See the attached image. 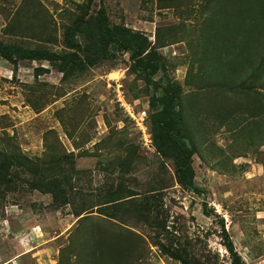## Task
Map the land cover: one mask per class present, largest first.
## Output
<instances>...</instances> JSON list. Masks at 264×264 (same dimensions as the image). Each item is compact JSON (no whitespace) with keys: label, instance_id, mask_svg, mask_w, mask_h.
I'll list each match as a JSON object with an SVG mask.
<instances>
[{"label":"rangeland","instance_id":"1","mask_svg":"<svg viewBox=\"0 0 264 264\" xmlns=\"http://www.w3.org/2000/svg\"><path fill=\"white\" fill-rule=\"evenodd\" d=\"M257 4L0 0V40L7 44L81 57L90 40L76 38L79 49L70 50L69 31L82 19L96 23L103 8L110 28L145 37L159 63L156 86H149L130 72V53L118 43L106 59L85 63L65 80L56 63L14 65L0 57V150L35 159L32 180L39 189L56 178L69 184L62 185L66 204L24 183L32 174H20L15 190L0 188V264H58L67 254L85 253L80 243L91 230L78 235L73 212L85 201L99 216L106 195L120 190L138 194L123 220L145 241L144 259L133 264H180L155 243L186 247L199 264H229L224 233L243 264H264V37L253 49L246 46ZM256 21L263 32L261 16ZM170 87L180 91L197 149L192 166L199 192L182 188L172 162L152 146L150 102ZM123 160L130 163L125 172ZM146 202L157 209L150 221L162 230L145 224Z\"/></svg>","mask_w":264,"mask_h":264},{"label":"trees","instance_id":"2","mask_svg":"<svg viewBox=\"0 0 264 264\" xmlns=\"http://www.w3.org/2000/svg\"><path fill=\"white\" fill-rule=\"evenodd\" d=\"M257 1L259 4L252 8L255 10L252 11L254 17L249 18L246 25L249 32V42L246 46L250 50L261 43V37H264V31L258 32L257 28L260 27V24L256 21L258 16H261L264 26V0ZM90 2L91 0H89ZM100 10L96 15V23L82 19L75 23L69 31L67 46L70 50L79 49L76 38L90 40L89 46L82 47L81 57L75 52L56 54L46 50L27 49L20 45L7 44L1 40L0 57L14 65L21 60H44L52 64L56 63L62 73V79L65 80L69 76H73L76 71L79 73L85 63L94 64L106 59L110 56V45L118 43L120 48L130 53V72L149 86H156L152 83L154 75L159 70L155 47L151 46L150 42L141 35L132 34L119 27L110 28L103 8ZM86 11L88 12L87 9ZM122 35H125V40L119 42V37ZM262 70H264V55ZM150 105L155 110L151 127V142L156 154L163 161L172 162L175 180L182 188L199 192L194 182L192 166L197 149L180 110V91L177 92L171 87L164 88L160 96L156 100H152ZM129 165L128 160H123L122 171L126 170ZM34 166L37 167V161L21 152L0 150V188L15 190L17 184L15 179H21L20 174L22 173L32 174L31 170ZM35 176L32 174L31 180H26V178L23 182L28 183L34 189H39L37 185L33 184L32 177ZM64 184L69 185L56 178L46 184L48 186L46 190H39L52 194L54 202L64 200L66 204L69 202V194L63 189L62 185ZM154 190L157 191V189ZM137 195L121 190L117 193H108L104 202L99 204L101 208H104L102 210L104 213L99 212V216L91 215L93 207L86 205L84 201L79 209H75L73 215L79 217L76 228L78 235L86 233L88 227L91 230L89 236L80 243L81 248L86 251L85 253L80 252L78 255L67 254L62 261L60 257L58 264H133L136 261H142L145 241L140 235L124 226L123 222L124 218L128 217V209L135 207V196ZM153 198L156 202L157 196H153ZM145 205L148 206L147 214L142 217L145 224L151 228L162 230L163 226L159 222L150 221L151 214H155L157 209H152L153 207L147 202ZM139 210L141 211V209ZM106 211H111L112 216H109V212ZM83 214L84 216L81 217ZM118 214L122 216L121 219H117ZM81 239L80 237L73 240L69 246L70 249L74 247L75 242H79ZM155 244L159 245V250L163 255L180 264H199L193 260L191 251L186 247L173 243L169 245ZM223 245L230 257L229 264H243L226 233H224Z\"/></svg>","mask_w":264,"mask_h":264},{"label":"built area","instance_id":"3","mask_svg":"<svg viewBox=\"0 0 264 264\" xmlns=\"http://www.w3.org/2000/svg\"><path fill=\"white\" fill-rule=\"evenodd\" d=\"M137 117H138V119H136L135 124H137V126H139V128H143L145 112L143 111L142 113H139Z\"/></svg>","mask_w":264,"mask_h":264}]
</instances>
